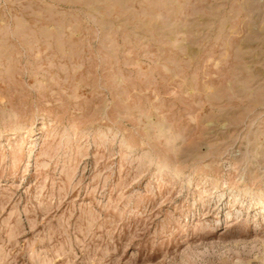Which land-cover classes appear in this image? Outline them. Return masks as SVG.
I'll return each mask as SVG.
<instances>
[{
  "label": "rangeland",
  "instance_id": "rangeland-1",
  "mask_svg": "<svg viewBox=\"0 0 264 264\" xmlns=\"http://www.w3.org/2000/svg\"><path fill=\"white\" fill-rule=\"evenodd\" d=\"M0 264H264V0H0Z\"/></svg>",
  "mask_w": 264,
  "mask_h": 264
}]
</instances>
